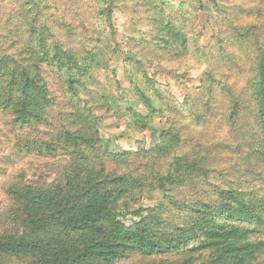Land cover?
Returning a JSON list of instances; mask_svg holds the SVG:
<instances>
[{
    "label": "trees",
    "instance_id": "16d2710c",
    "mask_svg": "<svg viewBox=\"0 0 264 264\" xmlns=\"http://www.w3.org/2000/svg\"><path fill=\"white\" fill-rule=\"evenodd\" d=\"M206 1L227 21L219 0ZM91 2L88 7L96 13L67 0L69 9L58 14L62 0H0L6 8L0 7V121L16 153L57 165L49 182L7 184L0 264H264V23L244 27L228 20V33L217 35L214 65L225 63L226 74L249 65L240 90L231 89L235 83L225 74H219L223 80L211 71L202 75L203 110L213 115L209 102L217 91L229 98L224 126L240 143L225 149L232 153L237 143L236 154H243L242 168L234 166L231 179L214 184L217 168L230 157L220 156L216 138L207 143L209 138L183 137V124L175 117L191 103L162 109L168 126L150 149L106 151L98 116L124 119L126 129L142 133L161 110L151 97L159 94L156 83L141 60L148 59L136 53L123 61L130 93L125 99L110 65L119 50L99 31V22L112 31L115 8L140 9L147 29L137 44L181 59L193 42L188 21L204 10L203 2ZM244 3L238 13H253L251 0ZM52 80L64 111L55 110ZM197 117L201 125L202 115ZM237 172L258 187L244 190ZM204 186L210 191L199 193ZM154 191L161 193L162 204L130 212ZM124 211L134 219L126 221Z\"/></svg>",
    "mask_w": 264,
    "mask_h": 264
},
{
    "label": "rangeland",
    "instance_id": "374dc122",
    "mask_svg": "<svg viewBox=\"0 0 264 264\" xmlns=\"http://www.w3.org/2000/svg\"><path fill=\"white\" fill-rule=\"evenodd\" d=\"M62 1L63 4L58 14H62V11L69 9V3H65L67 0ZM76 1L81 3L85 9H90L88 5L93 4L91 0ZM201 1L205 5L204 10L192 14L187 25L190 37L193 40L190 53L181 59H175L170 55L160 52L153 53L150 48L137 44L141 38V30L147 29L146 15L140 9L134 11L131 9L132 6L115 8L112 15V31L108 29L102 20L99 22V25L96 22L99 31L103 33L111 45L119 50V53L117 52L110 65L116 72V77L127 95L123 93L125 99L129 97L130 93L128 81L123 74V61L127 57L132 58V55L136 53L139 57H146L148 59H141L142 64L148 75L156 83L157 91L155 89L154 92H156V95L159 94L157 97L154 94L151 97L154 99L157 107H161L160 112L157 113L150 128L142 133H135L126 129L124 119L118 120L113 115L103 112L98 113L100 117L99 129L101 143L106 151H135L139 146L150 149L157 144L160 132L168 126L166 117L161 112L162 109L164 110V107L168 103L177 107V105L181 106L185 101L189 102L192 106L187 110L179 111L177 114L178 117H175V122L177 124H183V137L185 139H194L195 141L197 136H201L202 138H209L207 143L212 142L214 138L217 139L218 144L221 145V149L219 150L220 156L228 155L231 161L227 164L221 163L219 168H217L219 172L214 175L212 183L220 184L222 182L226 183L225 179L232 178L234 166L242 168L243 154H236L235 147L240 143V140L235 139L231 130L227 126H224L229 98L222 91H217L214 100L209 102L212 106L213 115L208 116V113L203 110V104L206 103V96L204 86L201 82L202 75L205 71H211V73L216 75L215 77L222 79V76L219 74H225L227 75L228 82L234 81L235 84H232L230 87L235 91L240 90L244 86L245 79H248L250 76L248 70L249 65L244 62L245 57L242 58L244 62L242 66L244 68L241 71L226 74L229 70H227L225 63L221 68L220 65H214V63L217 64L215 58L219 57L215 49L216 39L217 35H220L221 30L228 33V20L232 25L241 24L244 27L251 26V24L255 26L263 24L264 0H251V3H248V5L252 6L253 13L250 14L238 13L237 7L244 9L243 7L246 5L244 0H219L224 9H226L225 16L228 18L225 22L221 16L213 13L209 9V4L206 0ZM0 7L4 12L6 9L5 6L0 4ZM71 9L76 10L77 5L74 4ZM89 11L92 12L88 13H96V9L93 7ZM0 13H2V10ZM256 16L259 18L254 20ZM72 18L75 17L72 15ZM236 19H239V21H234ZM130 39H134L136 44L133 42L130 43ZM51 87L57 97L55 110H66L62 106L63 96L53 80L51 81ZM245 94L246 98H248V92ZM248 106L251 107L252 103L249 102ZM137 107L143 111L141 106ZM200 115H202L201 125H199L200 121L197 117ZM11 141L12 136L8 132V127L0 121V212L5 205L4 191L8 183L13 180L49 182L54 177L57 167L54 164L56 162L53 160H42L35 157L19 155L12 148ZM235 142L238 144L236 143V146L232 148V153L225 149V147H233ZM236 178H238L244 190L250 187H258L259 185L257 181H253L251 178H242L239 172L236 173ZM245 180L248 183H245ZM210 189L211 186H204L201 190L197 191L202 194V191H210ZM209 193L211 194V192ZM162 202L163 198L161 193L154 191L149 195L143 196L137 203H134L130 212L138 209L147 210L156 208ZM130 212H122V217L126 221L134 219L129 214Z\"/></svg>",
    "mask_w": 264,
    "mask_h": 264
}]
</instances>
